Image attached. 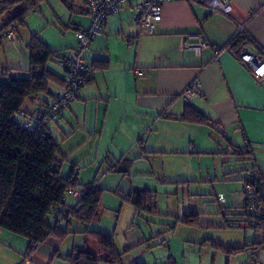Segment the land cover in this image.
Masks as SVG:
<instances>
[{"label":"crops","instance_id":"crops-1","mask_svg":"<svg viewBox=\"0 0 264 264\" xmlns=\"http://www.w3.org/2000/svg\"><path fill=\"white\" fill-rule=\"evenodd\" d=\"M229 2L230 12L218 13L198 0L166 1L152 33L132 22L133 1L108 17L102 33L84 51L93 69L91 78L78 97L47 123L59 153L66 158L62 177L75 169L80 185L97 181L99 187L115 186L128 193L138 189L129 176L150 173L155 162L161 160L163 169L183 172L193 159H212L221 141L243 149L242 139L247 140L250 155L234 156L248 161L246 168L257 165L264 170V77H255L227 47L243 26L250 38L247 50L264 56V0ZM89 21L88 0H70L68 5L61 0L42 2L38 11L27 15L25 26L18 28L15 42L2 37L0 65L24 75L29 64L25 44L32 34L57 56L66 55L76 47V32ZM198 38L204 39L205 47L191 46ZM51 65L62 78L57 62ZM193 79L200 81L202 92L185 103L179 94ZM49 88L58 95L63 86L51 83ZM51 99L39 94L27 99L22 109L40 112ZM187 105L206 117L207 124L183 120ZM121 159L128 160L126 174L109 171ZM220 167L225 175L222 163ZM230 174L223 180L231 182ZM239 180L242 193L243 174ZM180 184L188 187L187 182ZM145 188L138 190H149ZM68 194L71 201L68 196L64 200L74 206L80 196ZM230 203L226 204L238 207ZM62 242L51 236L24 261L27 240L0 228V264H52L55 251L68 252L61 250Z\"/></svg>","mask_w":264,"mask_h":264},{"label":"trees","instance_id":"trees-1","mask_svg":"<svg viewBox=\"0 0 264 264\" xmlns=\"http://www.w3.org/2000/svg\"><path fill=\"white\" fill-rule=\"evenodd\" d=\"M45 1L47 0H0V19L16 9L6 20L0 22V44L7 31H12L15 35L18 28L25 26L27 15L38 11L40 4ZM61 1L68 5L70 0ZM248 43L250 38L247 34L237 33L227 47L238 58L240 50ZM25 49L29 64L24 75L10 74L9 67L0 65V228L27 240V250L23 257L25 261L30 259L37 243L42 244L51 236L62 241L70 233H74L70 228L74 220L86 225L81 231L85 242L73 245L65 254L55 251L56 257H61L67 264H100L101 260H119L120 253L114 246L113 236L88 228L99 217L104 188L99 187L98 183L96 188L87 189L74 206L65 202L66 193L70 190L79 191L84 185L78 183L75 169H71L66 177L60 175L66 158L59 153V143L48 130L47 123L39 120L46 107L59 95L50 90V84L64 85L63 78L48 67L49 63L57 62L59 56L36 34L30 36ZM39 94L50 96L52 101L40 112L24 111V102ZM185 109L181 113L183 120L207 124V118L197 110L189 105ZM19 111L38 119L34 127L24 126L25 118L16 115ZM238 153L250 155L249 145L248 149H238L236 154ZM120 161L110 167L109 171L125 175L128 160ZM117 193L122 200L134 207L135 215L156 213L154 197L147 191L132 189L128 193H120L117 190ZM59 206L66 207V212L60 225L53 228L51 226ZM226 206L229 207L227 204ZM182 221L195 224L198 222V215H183ZM91 243L95 250H91ZM254 249L255 244L246 243L243 248H228L225 251L234 253L249 250L251 257Z\"/></svg>","mask_w":264,"mask_h":264},{"label":"rangeland","instance_id":"rangeland-1","mask_svg":"<svg viewBox=\"0 0 264 264\" xmlns=\"http://www.w3.org/2000/svg\"><path fill=\"white\" fill-rule=\"evenodd\" d=\"M15 11L16 9L10 14ZM10 14L2 18H8ZM3 60L0 49V62ZM48 65L54 66L51 63ZM225 145L221 141V147L212 159L188 161L191 164L183 172L163 169L160 160L154 163L150 173L129 176L132 186H137L138 189L148 187L149 190L143 191L153 195L156 213L135 215L134 207L121 199L115 186L102 187L104 190L99 217L88 228L111 234L120 255L119 260H101L100 264H246L250 256L249 250L234 253H227L225 250L243 248L253 235L246 229L227 226L219 211L211 208L214 197L219 193L225 195L227 203L230 201V204H235L233 206L242 204L239 179L243 168L248 166V161H239L235 154L225 153ZM221 163L224 165L225 175L227 172L231 173V182L223 180L227 175H224ZM193 178L199 184L191 181ZM182 181L187 182L188 187L182 186ZM118 191L123 192L121 188ZM237 210L236 207L230 208L233 212ZM189 213L197 214L198 222H183L182 216ZM70 228L74 233L62 240L61 250L64 252H69L73 245L85 242L81 233L86 228L85 224L73 220ZM157 236L160 237L159 240H156ZM90 248L95 250L92 243ZM256 257L264 258L262 255ZM52 264L67 262L61 257H55Z\"/></svg>","mask_w":264,"mask_h":264},{"label":"built area","instance_id":"built-area-1","mask_svg":"<svg viewBox=\"0 0 264 264\" xmlns=\"http://www.w3.org/2000/svg\"><path fill=\"white\" fill-rule=\"evenodd\" d=\"M133 1L132 22L142 30L152 33L161 20L162 5L169 0H88L89 4V24L87 27L76 32V47L66 55L57 58V64L62 68L64 85L61 93L44 110L39 118L45 123L54 121L58 115L68 107V105L78 97L79 90L83 84L88 81L92 74V67L86 62L84 51L89 48L93 37L102 33L104 25L109 16L122 11L125 4ZM212 12L229 13L231 10L229 0H198ZM238 33H243V26L239 27ZM11 42L16 41L12 31L5 33ZM193 48L200 49L206 46L202 38L191 45ZM239 60L247 65L253 75L257 78L264 77V56L251 53L244 46L238 56ZM200 81L193 79L179 94V97L185 103L191 101L201 94ZM16 115L25 118L24 126L34 127L38 119L33 116H26L23 111ZM244 149H248V142L242 139ZM225 153L233 154L238 151V147L225 145ZM98 182L86 184L79 191L70 190L71 195H81L84 191L96 188ZM242 204L236 207V212L230 211L226 206V197L219 193L213 199V204L224 221L229 227L243 228L253 235V238L247 240V244H255L253 256L249 257L246 264H264V258H258L256 255L264 256V170L257 165H251L243 173L242 186ZM233 208V207H232ZM66 207L59 206L51 227L60 225L64 219ZM40 244L37 243L38 247Z\"/></svg>","mask_w":264,"mask_h":264}]
</instances>
